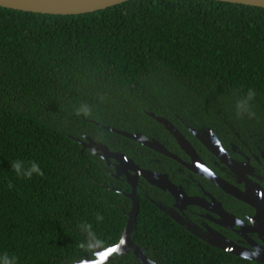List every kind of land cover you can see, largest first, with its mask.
I'll list each match as a JSON object with an SVG mask.
<instances>
[{"label":"trees","instance_id":"1","mask_svg":"<svg viewBox=\"0 0 264 264\" xmlns=\"http://www.w3.org/2000/svg\"><path fill=\"white\" fill-rule=\"evenodd\" d=\"M138 98L264 131V9L133 0L55 16L0 7V255L76 264L94 245L121 241L131 202L75 139ZM17 161L43 175L18 177ZM133 240L163 264H257L201 242L144 199ZM109 264L139 263L128 254Z\"/></svg>","mask_w":264,"mask_h":264},{"label":"flooded vegetation","instance_id":"2","mask_svg":"<svg viewBox=\"0 0 264 264\" xmlns=\"http://www.w3.org/2000/svg\"><path fill=\"white\" fill-rule=\"evenodd\" d=\"M185 109L168 98L134 99L105 124L91 120L99 130L79 140L90 137L133 161L108 163L95 155L112 179L111 190L129 199L131 210L128 195L135 189L139 206L142 199L149 201L208 246L222 251L202 240L220 236L248 255L264 258V131L227 121L219 126ZM119 132L141 136L152 147ZM142 173L150 174L151 181ZM155 252L153 261L163 264Z\"/></svg>","mask_w":264,"mask_h":264},{"label":"water","instance_id":"3","mask_svg":"<svg viewBox=\"0 0 264 264\" xmlns=\"http://www.w3.org/2000/svg\"><path fill=\"white\" fill-rule=\"evenodd\" d=\"M133 0H0V7L5 9H11L16 11H22L26 13H35L42 15H55V16H79L85 14H92L99 11H105L107 9L125 4ZM205 1H217L236 5H245L251 7H258L264 9V0H205ZM157 119L164 123L169 129L172 130V126L168 124L164 119ZM117 132V131H116ZM123 136L136 140L143 145L152 147L151 144L141 136L130 135L125 132H119ZM83 148L89 149L94 155H99L103 160L110 163V159H115L122 164L131 163L133 161L127 159L124 155L113 154L103 144L96 143L92 138L87 137L88 142L77 140ZM210 146V145H209ZM211 147V146H210ZM143 176L151 181V176L148 173H142ZM128 198L132 200V210L129 213V219L127 227L124 231L121 241L105 250L94 245L95 252L94 257L90 255L86 256L83 261L76 264H109L113 262L117 257L122 258L125 255L133 254L134 258L139 264H157L148 256V249L137 245L133 240V234L137 226V219L139 213V199L134 189L133 193L128 195ZM203 241L209 243L211 246L221 249L222 251L231 255L256 261L258 263H264L263 257L250 256L248 253L228 241L227 239L217 236L214 240H207L202 238ZM247 253V255H242Z\"/></svg>","mask_w":264,"mask_h":264},{"label":"clouds","instance_id":"4","mask_svg":"<svg viewBox=\"0 0 264 264\" xmlns=\"http://www.w3.org/2000/svg\"><path fill=\"white\" fill-rule=\"evenodd\" d=\"M13 170L16 172L18 177H23L31 179L33 174L43 175L42 170L38 164L33 163L29 168L23 166V162L17 161L13 165ZM90 227V226H89ZM242 255H247L244 253ZM254 255H259V250ZM0 264H17L16 258L14 256H9L7 253L0 255Z\"/></svg>","mask_w":264,"mask_h":264}]
</instances>
